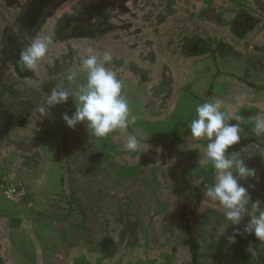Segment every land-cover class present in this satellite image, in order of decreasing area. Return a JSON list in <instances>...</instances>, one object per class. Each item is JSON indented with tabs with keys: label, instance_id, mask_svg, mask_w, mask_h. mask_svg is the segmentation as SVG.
Masks as SVG:
<instances>
[{
	"label": "rangeland",
	"instance_id": "obj_1",
	"mask_svg": "<svg viewBox=\"0 0 264 264\" xmlns=\"http://www.w3.org/2000/svg\"><path fill=\"white\" fill-rule=\"evenodd\" d=\"M27 1L0 0V84L11 86L13 82L10 62L23 64L1 51V38L7 27L17 33L14 20ZM172 3L165 21L157 26L161 25L165 32L160 41L164 49L170 48L167 40L175 44L180 36L185 39L193 34L212 38V42L216 37L215 42H219L220 32L224 31L207 21L228 18L237 11L227 0H173ZM143 5L144 0L137 1L130 10L127 21L135 20L130 31L125 30L128 27H117L118 30L101 40L98 36L68 42L53 40L46 56L33 69L38 78L22 81L19 86L28 92L17 96L12 88L14 83L10 93L0 87V112L11 119L8 135H0V241L7 238L3 255L14 264H264L259 256L264 254V242L244 232L250 217L245 215L238 226H233L225 219L223 209L204 196L205 187L214 182L215 170L205 156V140L193 138L189 128L198 105L216 99L225 104L229 99L223 90L227 79L234 81L230 85V106L243 100L247 92L239 83L247 84V77L239 76L242 71L238 68L231 72L201 70L176 86L173 73L178 71L177 76H185V70L173 71L168 62L152 67L142 61L143 56L138 61L134 58L138 64L129 69V50L135 49L132 52L135 54L151 52L152 44H144L143 24L145 21L156 24L164 4L162 0L156 3L149 14L144 13ZM69 6L61 4L60 8L50 10V20L36 39L51 38V29L68 12ZM115 10L109 7L107 13L114 16ZM249 12L254 15L253 10ZM256 20L263 23L260 31H264V14L261 21ZM111 22L116 26L114 18ZM133 30L139 32L137 37L131 36ZM257 34L249 36L247 43L239 47L261 46ZM4 39H14L13 33H7ZM89 48L98 55L105 51L112 54L113 63L106 66L117 76L122 75V94L136 118L127 132L116 130L103 140L94 138L85 124L69 129L61 119L63 113L71 115L75 111L74 96L51 109L53 118L40 120L38 113L52 89L63 85L75 91L86 82L87 73L80 61ZM146 48L149 50L145 51ZM10 52L16 54L14 50ZM220 57L214 60L220 67L228 62L239 63L233 59L222 61ZM138 70L145 80L139 78L141 82L136 83L132 74L137 75ZM72 74L75 79L68 81L66 77ZM247 87L257 88L250 83ZM155 91L159 95L154 96ZM165 93L171 101L167 105ZM225 113L241 116L240 122L249 124L250 129L240 143L254 138L264 145V137L254 133L257 116L263 117L258 108L251 120L239 115V107ZM128 134L140 141L138 151L130 152L124 147ZM97 150L102 153L103 161H107L101 170H96L87 158ZM259 151L251 144L246 150L247 155ZM262 169L254 178L239 183L248 189L250 205L259 201L264 208ZM6 187H19L25 195L19 200L7 198L2 194V188ZM196 208V214L185 222L184 218ZM122 212L124 216L119 218ZM120 219L131 224L137 222L134 244L127 240L133 238L131 235L128 238L122 235ZM237 230L240 234L236 242L229 244L227 237ZM104 239L114 242L113 251L109 252L111 257L101 249ZM255 245L256 258L247 257L248 249ZM193 251L197 253L195 261Z\"/></svg>",
	"mask_w": 264,
	"mask_h": 264
},
{
	"label": "clouds",
	"instance_id": "obj_2",
	"mask_svg": "<svg viewBox=\"0 0 264 264\" xmlns=\"http://www.w3.org/2000/svg\"><path fill=\"white\" fill-rule=\"evenodd\" d=\"M52 43L49 37H42L22 49L19 59L25 68L35 69ZM87 52L80 61L87 73L86 82L81 83L75 91L63 85L52 89L38 113L40 120L53 118L51 109L74 96L75 111L71 115L63 113L61 119L69 129L85 124L94 138L103 140L116 130L127 132L136 118L131 115L128 100L122 94L123 85L117 73L106 66L111 64L112 54L105 51L98 55L92 48ZM66 79L73 81L75 75H68ZM221 107L219 99L198 105L196 116L189 125L193 138L208 141L205 156L215 170L214 182L205 187L204 196L223 209L225 219L233 226H238L245 215L249 216L244 232L254 234L258 241L264 242V208L259 201L250 205L248 189L239 183L240 180L254 178L255 169L245 165L240 153L229 152L232 146L241 141L240 124L230 123L239 120V117L227 115ZM254 133L264 137V117L257 116ZM124 147L136 152L140 148V141L135 135L128 134ZM239 234L237 230L228 236V243L234 244ZM248 251L252 256L257 255L254 248Z\"/></svg>",
	"mask_w": 264,
	"mask_h": 264
},
{
	"label": "flooded vegetation",
	"instance_id": "obj_3",
	"mask_svg": "<svg viewBox=\"0 0 264 264\" xmlns=\"http://www.w3.org/2000/svg\"><path fill=\"white\" fill-rule=\"evenodd\" d=\"M29 1V0H28ZM27 1V2H28ZM138 0H58L56 2V5L48 8L45 13L43 19L37 20V17H35V20L32 21L30 19L29 21H24L22 17V10L20 11L19 15L15 18L14 23L17 28V33L13 31L11 28L7 27L2 34L1 38V43H2V52L4 50V45H5V33L7 29H10L7 33L10 34L13 33L14 37L17 38L22 44H24L26 47L31 45L36 38L38 37V33L42 29V27L46 24L47 20H50V10H55L60 8L61 4H69L70 8L67 13H64L59 20L55 23V26L51 29V38L53 37V40H61L64 42H68L71 40H78V39H93L97 38L98 40H101L105 35L108 33L114 32L115 30H118L117 27L124 28L128 27V30L130 31V24H133L135 22L134 19H131V23L127 21L130 16V10L133 9L135 2ZM161 0H144V13L149 14L152 13L153 6L156 5V3L160 2ZM163 1V8L161 11V14L157 17L158 20L156 21V24H152V21H145L143 24L144 26V31H143V39H144V44L146 45L147 43H151V52L145 53L142 52L135 54L132 53L134 50H129V54L127 55L129 57V62H127V65L129 69L134 68L135 65L138 64V60L143 56L142 61H147L150 66L154 67L153 65H158L161 62L166 63L168 62V65L171 67V69L174 70H185L187 73L185 76L182 74L180 76H177L176 71L173 73L175 76V82L176 86H179L182 84L183 80L189 79L190 76L193 78L194 74L193 72H196L199 68H208L211 66L213 69H215V66L218 64H215L214 60L216 57L221 56L224 54V50L226 49L225 53H229L230 55L228 59H235L231 57H235V55H239L238 52H233L232 48L230 45H228L227 40L223 37V32H220V41L215 42V38H203L199 34H193L191 36H186L185 39H183L181 36L178 39V41L175 44H172L171 40H167L168 44L170 45L169 49H164V46L160 43L162 40V36L165 34L164 31L160 27H157L159 24L165 21L166 16H167V9L170 5L169 12L172 10L173 0H162ZM254 3H257V0H244L240 6V8L232 4L229 0H227V4L230 6L237 7V11L233 16L226 17L224 16V19H221L219 17L218 20H212L209 19V22L212 24H216V26L220 30H225L230 36H232L235 39L239 40H244L246 36L249 34L248 28L249 24L252 23V28L254 25L253 31L256 29V24L257 18L255 14H251L249 11L253 10V5ZM26 4V3H25ZM109 7L110 8H115L114 16H112L111 13L109 12ZM130 7V8H129ZM254 13L256 12L253 10ZM108 15H107V14ZM112 18H114L117 22L116 26L111 22ZM149 18L148 16H145V19ZM37 20V23H36ZM118 21H126V25L124 23H118ZM146 29V31H145ZM150 29V30H149ZM251 31V32H253ZM250 32V33H251ZM139 32L137 31H132L131 36H138ZM158 34V35H157ZM8 40V39H7ZM9 43V42H7ZM175 45V47H174ZM149 50L148 48L145 49V51ZM18 51V50H17ZM17 53L14 55L13 60H20L19 59V51L14 52ZM174 54H178L179 58H176ZM132 55L133 58H132ZM168 56L171 57L173 56L174 59H168ZM137 60H135V59ZM168 59V60H167ZM207 59V61H206ZM223 59H227V57H224ZM212 60L213 62H209ZM120 61V59H119ZM12 67H13V73L10 77H12V84H15V86H12L14 93L18 95H22L25 91L24 89H20L19 86L22 85V81H34V77L38 78L36 75L37 73L33 69H27L25 66L21 63H17L14 65L12 62H10ZM231 64V65H230ZM237 63L232 64L229 63L228 65L226 64V68H231L233 66H236ZM160 67L162 65H159ZM24 68V69H23ZM177 68V69H175ZM158 70L160 71V68L158 67ZM141 71L138 70L137 75L134 73L132 74L133 78L138 80L140 78L141 81H144L145 79L142 76H139V73ZM144 72V71H143ZM159 73H157L156 76H158ZM163 74V73H162ZM251 74V72L244 71L243 77L246 75ZM122 75H118V79H122ZM139 76V77H138ZM153 77H156L155 75H152ZM160 76V75H159ZM138 77V78H137ZM151 77V76H147ZM161 77V76H160ZM11 79V78H10ZM139 80V81H140ZM140 81V82H141ZM248 82V81H247ZM174 83V81H173ZM249 83V82H248ZM16 85L18 87L16 88ZM146 85V84H145ZM11 86H8V83H1L0 87L5 91V93H10L12 92V89L10 88ZM153 86V85H151ZM160 86V85H159ZM30 92H33L31 90ZM159 95L158 91H155L154 96ZM166 97V101L170 100L167 96V93L164 95ZM165 101V102H166ZM227 105L225 106V112L227 108H230V104L226 103ZM238 106V105H237ZM237 108V107H235ZM240 114L245 115L247 119L249 116L253 117L257 115V110L250 109L251 107L249 106H242L240 107ZM244 116V117H245ZM241 117V116H239ZM238 121V120H237ZM11 119L10 116L7 114H4L0 112V135L1 136H7L10 125ZM240 122V120H239ZM243 122V120H242ZM241 123V122H240ZM245 130L248 132L249 126L246 123H241ZM243 137V136H242ZM241 137V139H242ZM251 145L256 146V148H259L260 151L264 150V146L257 143L254 139L249 138L243 143L237 144L232 146V148L229 150H234V152L240 153V156L243 160L253 157L257 154H261L260 151L257 153L249 154L247 155L246 150L248 147ZM263 153V152H262ZM101 152L96 151L93 152L92 154H89L87 156L88 160L95 165H99L103 162V158L100 157ZM264 154V153H263ZM264 158V157H263ZM263 160V159H262ZM245 163V162H244ZM261 164V163H260ZM262 168V167H261ZM255 170H259L258 166L255 168ZM6 238H4L3 242L0 241V264H12L14 263L13 260L8 259L6 256L3 255V249H4V243H6ZM107 242V241H106ZM101 246L103 248H106V244H102Z\"/></svg>",
	"mask_w": 264,
	"mask_h": 264
},
{
	"label": "crops",
	"instance_id": "obj_4",
	"mask_svg": "<svg viewBox=\"0 0 264 264\" xmlns=\"http://www.w3.org/2000/svg\"><path fill=\"white\" fill-rule=\"evenodd\" d=\"M138 1L140 2V0H138ZM252 7H253V10L256 11L254 13L256 18H259L261 21L263 18V14H264L263 0H257V3L256 4L254 3V5ZM207 23H209V21H207ZM261 25L263 26V23L261 24L260 22H258L256 24V29L253 32L249 33L244 40L235 39L232 36H230L225 30H223L224 31L223 37L227 40L228 45L231 46L233 52L239 53V55H235V57H231V58H235L234 60L239 61V63H237L236 66H233L231 68H226L227 66L220 67V65H218V66H215V69H213L211 66H209L208 68H199L197 71L213 69L217 72L218 70L224 69V70H228L231 72L234 68H238L242 71L240 73L241 75L240 74H238V75L243 76L244 71L249 70L251 72V74L245 76V77H247V79L245 81L246 82L248 81L250 84H254L255 87H257L256 90L247 87L248 82H247V84H244V85H243V83H239L240 86L243 87L244 91L247 92V93H245L246 97L242 98L243 100H240L238 102V104H236V106L227 108V110L231 111V110L235 109V107H239L241 105H246V106L251 107L250 109H253V110H257V108H258L260 111V114L263 115V117H264V31H260ZM257 31H259L258 34H257ZM254 34L259 35V38L256 35L255 36H256V40L258 41V43H260L261 46L255 47V48L254 47L246 48L245 46H242V48L239 47L240 46L239 44L247 43V39L249 38V36L254 35ZM225 51H226V49L224 50V54H222L220 58L227 57V59H222V61L230 59V58L228 59L230 52L225 53ZM215 60L218 61L219 57H216ZM247 62H250V63H247ZM229 63L230 62H228L226 64L228 65ZM233 64H235V63H233ZM185 72L187 73V71H185ZM226 81L227 82L224 84L223 90H224V95L226 97H228L229 99H226L224 101L225 104H222V107H221L222 111H225V109H226L225 106L227 105L226 103L232 104V101L230 100V97H232L230 85L233 84L234 81H231L229 79H227ZM243 94H244V92H243ZM170 102L171 101L168 100L165 103L167 105ZM248 118H253V117L249 116ZM247 125H249V124L247 123ZM249 129H250V127H249ZM252 139H254V138H252ZM255 141L257 143H259L257 140H255ZM260 153L264 156V154L262 152H260ZM261 167L262 168L264 167V158H263L261 164L258 166L259 170L261 169ZM262 170H264V169H262ZM255 172H258V170H255ZM19 259H20L19 257L18 258L15 257L16 261H20ZM12 264H14V263H12Z\"/></svg>",
	"mask_w": 264,
	"mask_h": 264
},
{
	"label": "water",
	"instance_id": "obj_5",
	"mask_svg": "<svg viewBox=\"0 0 264 264\" xmlns=\"http://www.w3.org/2000/svg\"><path fill=\"white\" fill-rule=\"evenodd\" d=\"M57 1L58 0H29L28 2H26V5L22 9L21 15L23 17V20L29 21L30 19H32V21H34L35 17H37V20L41 21L44 17L45 11L48 8L56 5ZM37 20H36V23H37ZM8 31H10V29L6 30V34H5L6 36H7ZM7 42H9V43H7ZM24 48H25L24 45L15 37H14V39H11L10 41H7V39L5 40L4 51L7 54V56L10 57L11 59H13L14 55H12L10 50H14V52L19 51V53H20V51ZM230 123H239V122L234 120V121H230ZM239 124H240L241 130H242L241 131V137H242V135L244 133V127L241 123H239ZM207 143H208V141H205V145ZM100 157H102V153L100 154ZM263 157L264 156L262 154H257L253 157H249V158L244 160L245 165L249 168L255 169L257 166L260 165ZM106 241H108V243ZM102 244H106L105 247L107 248L111 244H113V240L112 239H104V240H102Z\"/></svg>",
	"mask_w": 264,
	"mask_h": 264
},
{
	"label": "trees",
	"instance_id": "obj_6",
	"mask_svg": "<svg viewBox=\"0 0 264 264\" xmlns=\"http://www.w3.org/2000/svg\"><path fill=\"white\" fill-rule=\"evenodd\" d=\"M232 4H235V5H237L238 7H240L241 6V4H242V2L244 1V0H229ZM253 29H254V25H253V28H252V23L251 24H249V28H248V32L250 33L251 31H253ZM111 63H113V62H111ZM114 63H116V61L114 62ZM110 65V64H109ZM108 65V66H109ZM246 133H247V131L245 130V128H244V133H243V137L246 135ZM242 137V138H243ZM151 142V141H150ZM159 142H161V140L159 141ZM152 144H154V143H158V142H155V141H152L151 142ZM204 147H206V146H204ZM105 165H107V161H103L101 164H99V165H95V166H93L96 170H101ZM196 212H197V208L194 210V211H191L190 212V214L189 215H187L185 218H184V220H185V222H188L195 214H196ZM123 216H124V212H122L121 213V215L119 216V218L121 217V218H123ZM119 223L123 226V233H122V235L123 236H125V237H127L128 235H131L133 238H128L127 240H128V242L130 243V244H134L135 243V233H136V230H137V222H132V224L130 223V221L129 220H123V219H120V221H119ZM186 225V228L187 229H189V226H187V224H185ZM113 245H114V242H113V244H111L109 247H107V248H103L102 246H101V244H100V246H101V249L103 250V252L105 253V255H108L107 257H111L112 256V254H110L111 253V251H113L112 250V248H113ZM254 249H255V251H257L258 250V247H257V245H255V247H254ZM107 252V253H106ZM110 252V253H109ZM192 254H194V258H193V260L195 261V257H196V252L195 251H193V253ZM259 256H261L260 257V260H263L264 261V254H262V255H259ZM247 257H249V258H256L255 256H252L250 253L248 254V256ZM258 257V256H257Z\"/></svg>",
	"mask_w": 264,
	"mask_h": 264
},
{
	"label": "built area",
	"instance_id": "obj_7",
	"mask_svg": "<svg viewBox=\"0 0 264 264\" xmlns=\"http://www.w3.org/2000/svg\"><path fill=\"white\" fill-rule=\"evenodd\" d=\"M2 194L7 196V198H10L12 200H19L21 199L24 195L25 192L23 189L19 187H11V188H2Z\"/></svg>",
	"mask_w": 264,
	"mask_h": 264
}]
</instances>
